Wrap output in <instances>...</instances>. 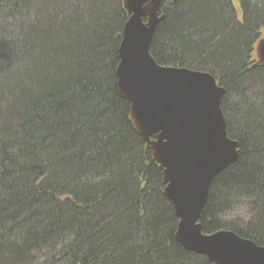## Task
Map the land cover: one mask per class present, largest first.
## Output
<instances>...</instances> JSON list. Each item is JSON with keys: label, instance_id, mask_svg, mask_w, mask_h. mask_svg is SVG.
<instances>
[{"label": "trees", "instance_id": "1", "mask_svg": "<svg viewBox=\"0 0 264 264\" xmlns=\"http://www.w3.org/2000/svg\"><path fill=\"white\" fill-rule=\"evenodd\" d=\"M234 2L165 0L149 52L224 87L240 146L201 230L264 247V65L252 57L264 0ZM126 18L121 0H0V264H214L175 239L162 169L118 93Z\"/></svg>", "mask_w": 264, "mask_h": 264}, {"label": "water", "instance_id": "2", "mask_svg": "<svg viewBox=\"0 0 264 264\" xmlns=\"http://www.w3.org/2000/svg\"><path fill=\"white\" fill-rule=\"evenodd\" d=\"M127 13L115 69L133 126L162 169L163 195L178 222L175 239L214 264H264V247L235 232L203 233L199 222L212 180L237 158L220 104L224 87L212 74L159 65L149 49L165 0H121ZM175 1V0H168ZM264 65V37L254 46Z\"/></svg>", "mask_w": 264, "mask_h": 264}, {"label": "clouds", "instance_id": "3", "mask_svg": "<svg viewBox=\"0 0 264 264\" xmlns=\"http://www.w3.org/2000/svg\"><path fill=\"white\" fill-rule=\"evenodd\" d=\"M231 214L245 220L250 215L246 204H236Z\"/></svg>", "mask_w": 264, "mask_h": 264}, {"label": "rangeland", "instance_id": "4", "mask_svg": "<svg viewBox=\"0 0 264 264\" xmlns=\"http://www.w3.org/2000/svg\"><path fill=\"white\" fill-rule=\"evenodd\" d=\"M233 2H234V0H233ZM234 3H235V2H234ZM234 5H235V7H236V10H238V4H237V2H236ZM259 35H260V38L264 37V26L261 27V29H260V31H259ZM252 57L254 58V53L252 54Z\"/></svg>", "mask_w": 264, "mask_h": 264}]
</instances>
